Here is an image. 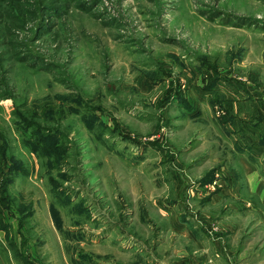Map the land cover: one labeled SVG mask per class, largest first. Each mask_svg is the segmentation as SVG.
<instances>
[{
    "label": "rangeland",
    "instance_id": "rangeland-1",
    "mask_svg": "<svg viewBox=\"0 0 264 264\" xmlns=\"http://www.w3.org/2000/svg\"><path fill=\"white\" fill-rule=\"evenodd\" d=\"M35 1L0 0V264H22L14 241L36 264H264V0H45L40 28ZM19 110L61 135L60 169Z\"/></svg>",
    "mask_w": 264,
    "mask_h": 264
},
{
    "label": "trees",
    "instance_id": "trees-1",
    "mask_svg": "<svg viewBox=\"0 0 264 264\" xmlns=\"http://www.w3.org/2000/svg\"><path fill=\"white\" fill-rule=\"evenodd\" d=\"M9 1V0H6ZM17 2H21V0H15ZM2 2H5V0H2ZM34 8L30 9L31 13L35 12L40 9V11L42 12V17L40 19L39 22V28L42 27V25L44 24V19L43 16H45V14H49L50 17L52 16H57L58 14H61V12L59 11L58 8L55 7V5L53 6L52 4L46 3L45 0H37L35 2H33ZM213 16V15H212ZM238 20L240 21V23L244 22L245 20H247V18L245 17H238ZM2 41H0V45H1ZM2 53L0 52V59H3V56L1 55ZM27 58V59H26ZM21 59H25L28 61H32L31 60V55L29 53H23L22 54V58ZM43 63V62H42ZM32 64L34 65L35 63L32 61ZM41 68V67H39ZM199 71H201V73H206L207 74V83H205L204 89L205 91H207L208 93L213 92L215 86L217 85V83L220 81L219 78L217 77L216 74V70L217 67L215 65H212L208 62H202V64L199 67ZM181 98V97H179ZM179 101L184 102L185 105L188 108H192V105L187 101H185L183 98L179 99ZM80 107V109L75 110L73 109V111H76L80 114V119L82 120V122L85 124V126L87 127L88 130L90 131H95L96 130L98 132L97 137H102V131L105 130H109V127L103 123L102 119L96 115V110H99V108L95 107V106H91L88 105L84 102H81L80 104H78ZM60 109H62L60 107ZM83 109L84 112H82L81 110ZM46 110H44L43 112L45 113ZM34 113H37L36 111H33ZM15 116V122L17 124V126H20L22 129L24 128L25 131H27V133L24 134V137H22L23 140V145L25 147H28L29 150L36 154L38 158L44 160V165L48 168V169H60V167H62L63 165V160L64 158L67 156L66 155V147L62 146L61 142V135L57 132L56 128H46L43 127V125H41L40 123H38V121H36L35 119V115L31 114V118H28L21 110L14 112L13 114ZM13 116V117H14ZM34 116V117H33ZM264 119V117H261V115H257L255 116L252 120H253V127L256 128H261V122ZM47 127V126H46ZM114 129L112 128V131ZM259 143L264 146V133L259 132ZM3 150V149H2ZM66 155V156H65ZM65 156V157H64ZM253 158V157H251ZM21 167H18V165H12L11 166V171H20L21 172ZM213 168L206 171L205 174L201 177L200 179V184L201 185H205V183H208L209 181H212L213 179ZM24 171V170H23ZM60 176L64 179L67 180L68 178V174L64 171V169H62V172H60ZM12 178H7L4 180V189L7 190V185L9 182H11ZM52 180V179H51ZM54 188L56 191H58V199L62 200L64 199L66 201V203L69 202L70 197L68 194H65V192L63 191V189H59L58 185L55 183L54 186L52 187ZM58 188V189H57ZM6 192L5 191V195L6 196ZM5 198L2 199L3 203H6V201L4 200ZM64 202V201H63ZM21 207V211L23 210V208H25V206L20 205ZM51 217L53 220V223L55 224L56 228H58L59 230H61V218L59 217L58 213H57V209L55 208V205L51 204ZM28 214H31V212H28ZM25 216V215H24ZM0 217L2 218L3 216L0 214ZM24 218V217H23ZM20 220H22L20 218ZM1 226L3 228H5V226L2 225ZM13 247V245H12ZM27 264H31L29 261H25ZM76 264H94V261L92 258L86 256L85 254H79V256H77L76 258Z\"/></svg>",
    "mask_w": 264,
    "mask_h": 264
},
{
    "label": "crops",
    "instance_id": "crops-1",
    "mask_svg": "<svg viewBox=\"0 0 264 264\" xmlns=\"http://www.w3.org/2000/svg\"><path fill=\"white\" fill-rule=\"evenodd\" d=\"M14 243L12 244L13 245L12 248L14 250V254H15L16 257H18L21 260L22 264H27L25 261H29L31 264H36V262L32 261V259L29 258L30 256L28 254L26 255V253L25 254L23 253L22 247H21L23 245H21V242H20L19 245H17L16 241H14Z\"/></svg>",
    "mask_w": 264,
    "mask_h": 264
}]
</instances>
